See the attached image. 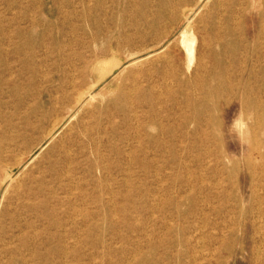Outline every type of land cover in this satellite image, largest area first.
Instances as JSON below:
<instances>
[{"label":"rangeland","instance_id":"374dc122","mask_svg":"<svg viewBox=\"0 0 264 264\" xmlns=\"http://www.w3.org/2000/svg\"><path fill=\"white\" fill-rule=\"evenodd\" d=\"M217 37L259 89L264 0H0V264H264V160L249 133L264 140V111L243 118L231 95L206 140L173 138L177 81L213 63ZM99 61L122 66L103 80ZM43 181L48 204L24 196Z\"/></svg>","mask_w":264,"mask_h":264},{"label":"bare ground","instance_id":"6f19581e","mask_svg":"<svg viewBox=\"0 0 264 264\" xmlns=\"http://www.w3.org/2000/svg\"><path fill=\"white\" fill-rule=\"evenodd\" d=\"M101 13L103 12V7L100 5ZM199 10L197 11V13ZM192 13H189L186 15L185 20L187 23V28H192V21H191ZM100 16L97 15L93 18L95 20L93 23L95 25H98L100 22ZM185 23V24H186ZM187 35V31L184 33L183 37L185 40H187L189 37ZM223 38V37H222ZM221 37H217L215 39V43L222 46L223 50L220 52H212V61L213 63L210 65H205V67L202 70V66L198 64V67H196V70L193 72L192 80H187L186 78H183L181 80H178V93L182 97V108L179 106V114L176 116L177 123L175 124V130H174V141L180 140L181 142H186L187 140H190L192 138L197 140H206L208 133L206 131V128L213 127L216 123V115L218 113V108L221 103L229 104L230 99L227 97L231 95H235L236 101L239 102L243 118H248L249 116H252L254 114H258L259 110L264 111V101L261 100L258 94H262L264 92V78H262V85L257 88L256 90L252 89L251 79L256 76V74L251 73L249 82L245 80L246 69L243 67L245 64L244 61L238 59V53H230L228 49V44L222 39ZM189 40V49H191L192 45L196 43L195 37H191ZM194 48L192 53L188 56L191 58L194 57ZM141 56V55H140ZM233 60L234 63H232L229 60ZM246 60V59H245ZM115 61V59H114ZM108 62V61H107ZM105 61H99L97 63L95 69L100 73V76L104 80L107 76L115 77L117 76L114 71L122 66L121 63H107ZM116 62V61H115ZM231 62V63H230ZM200 63V61H199ZM234 65H236V80L231 79V72L233 71ZM128 66V65H127ZM215 66H218L219 68L216 69ZM233 68V69H232ZM187 70H190V67L187 65ZM175 72V71H173ZM176 73L179 74V70H176ZM186 79V80H185ZM234 79V78H233ZM254 79V78H253ZM235 91L238 93L235 94ZM81 93V92H80ZM240 94V95H239ZM83 97H79V103L81 104H87L90 103L93 98L94 94H89L87 96L82 95ZM253 96H256V98H253ZM154 100L153 95H150V103ZM189 110L191 114L187 115L186 111ZM261 111V112H262ZM58 121V120H57ZM256 121H259V118H257ZM189 125H193L195 128L193 130H189ZM56 128V126H55ZM54 128V129H55ZM161 131H164V129L161 128ZM172 131H170L171 133ZM252 140L254 139V142L251 144V151L252 152H258L261 159L264 160V152L262 149H264V140L260 138L255 132L250 129ZM221 135V138L223 137L222 133H219V137ZM218 140V135L213 136ZM204 143V142H202ZM175 144L173 145L174 150ZM160 149H163L162 147ZM188 151L189 149L186 148ZM162 151V150H161ZM219 157H221V160L219 161L220 166H224L225 162L228 160L227 155L224 152H221ZM69 159L68 155H65V158L60 163H66ZM231 162V161H229ZM70 163V162H69ZM233 166L237 167V162L232 161ZM59 163H53L50 166V169L48 171L49 176H52L54 179V182L63 183V172L61 173V170L58 169ZM246 166L249 171H252L255 166L251 161V158H247L246 160ZM225 169V168H223ZM217 173H220L217 171ZM223 173V172H222ZM13 178L9 179L7 181L8 185L13 184ZM46 181L41 182L40 187L34 191L29 187L28 191L24 193L25 197H29L30 195L34 198H38L39 196L45 199L46 204L48 202L46 201L48 198H52V196L55 194L54 191H51L47 187H45ZM3 187V186H2ZM51 200V199H50ZM193 206H195V199H191ZM256 201V200H255ZM27 209V212L29 213L30 217H37L38 209L37 207H29L25 206ZM257 210V209H256ZM49 214V213H48ZM47 214V215H48ZM256 231V230H255ZM15 235L13 234L12 238ZM11 238V239H12ZM16 238V237H15ZM26 241H29L28 239ZM23 241L24 243L26 242ZM200 244V243H199ZM4 253L6 255H10L12 258L14 255L13 249L5 250ZM15 258V257H14ZM12 261V260H11Z\"/></svg>","mask_w":264,"mask_h":264},{"label":"clouds","instance_id":"9594fccd","mask_svg":"<svg viewBox=\"0 0 264 264\" xmlns=\"http://www.w3.org/2000/svg\"><path fill=\"white\" fill-rule=\"evenodd\" d=\"M233 127H234V128H237V127H238V121H234V122H233Z\"/></svg>","mask_w":264,"mask_h":264}]
</instances>
